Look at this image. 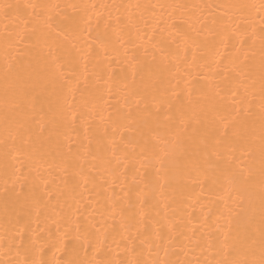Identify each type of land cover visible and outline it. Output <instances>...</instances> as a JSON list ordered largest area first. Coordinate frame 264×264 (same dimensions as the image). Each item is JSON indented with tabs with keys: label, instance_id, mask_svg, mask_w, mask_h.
Here are the masks:
<instances>
[{
	"label": "bare ground",
	"instance_id": "1",
	"mask_svg": "<svg viewBox=\"0 0 264 264\" xmlns=\"http://www.w3.org/2000/svg\"><path fill=\"white\" fill-rule=\"evenodd\" d=\"M262 58L264 0H0V264H259Z\"/></svg>",
	"mask_w": 264,
	"mask_h": 264
},
{
	"label": "snow or ice",
	"instance_id": "2",
	"mask_svg": "<svg viewBox=\"0 0 264 264\" xmlns=\"http://www.w3.org/2000/svg\"><path fill=\"white\" fill-rule=\"evenodd\" d=\"M36 72V77H37V84L33 86H41L42 90L43 88H46L47 85L43 84L41 85V77L43 76L45 69L43 68H37L35 70ZM53 87H56V84L54 81L51 82ZM260 89H261V94H262V100H264V58H262V63H261V83H260ZM25 99L27 96L25 95ZM14 107L17 109H22L23 108V100H20L14 104ZM259 122H260V136H259V169H258V174L260 177V187H261V199H262V205H264V103L261 104L260 107V116H259ZM53 128L56 126V118L53 117L51 121ZM41 132H43V129H41ZM256 151L255 145H250L249 146V155L253 156L254 152ZM256 176H257V169H256V162L255 159H253L252 162V167L249 169L247 177H245L242 181L243 186L247 190L249 187L255 184L256 181ZM81 230V226L77 224V231L79 232ZM252 229L251 227H247L245 229V234L244 236L240 239L241 244H254L255 243V238L254 235L251 234ZM260 232V245L262 248V253H264V208H262V213H261V224L259 228ZM73 251H75V247H73ZM67 264H82V262H78L76 260H70L67 261ZM135 264H141L140 261H136ZM217 264H249L247 261H229L228 259H225L223 261L217 262ZM259 264H264V258H262L259 262Z\"/></svg>",
	"mask_w": 264,
	"mask_h": 264
}]
</instances>
